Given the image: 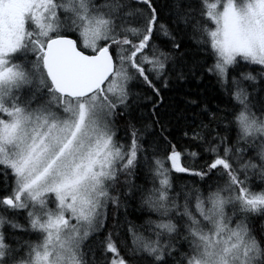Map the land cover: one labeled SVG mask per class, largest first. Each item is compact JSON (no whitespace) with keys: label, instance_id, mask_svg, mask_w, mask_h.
<instances>
[{"label":"snow or ice","instance_id":"1","mask_svg":"<svg viewBox=\"0 0 264 264\" xmlns=\"http://www.w3.org/2000/svg\"><path fill=\"white\" fill-rule=\"evenodd\" d=\"M0 183V264H264V0H0Z\"/></svg>","mask_w":264,"mask_h":264},{"label":"trees","instance_id":"2","mask_svg":"<svg viewBox=\"0 0 264 264\" xmlns=\"http://www.w3.org/2000/svg\"><path fill=\"white\" fill-rule=\"evenodd\" d=\"M162 2H163V0H162ZM161 39H163V38H161ZM185 40H186V43H187L188 48L190 50V53L192 55H195V49H194V46L192 45L191 41L187 40V38H185ZM157 42L159 43L160 41H157ZM255 67L256 66H250L249 69H245V70L246 71L252 70V68H255ZM256 70L258 71V68ZM253 74L255 75V72H253ZM133 91L134 92H136V91L142 92V90L138 89V88H134ZM176 91H180V92H197L198 91L210 109H215L218 105L220 107H223L222 101L225 99V97L219 91V89L215 85L214 81L205 80V81H201V82L197 83V81H195V80H190L186 84L182 85L179 89L164 90L163 95L166 97V100L180 101L179 96L175 95ZM180 104H182V101H180ZM146 105H147V107H146ZM148 107H150V104H148L147 101H144L142 99L136 101L135 103L132 104L131 116L128 117V119H133V122H135L144 113L147 112ZM117 128H118L117 137L121 140V142H125L127 140L125 119L118 120ZM178 134H179V127H177L173 131V135H178ZM146 139H147V137H146ZM145 147H147V144H145ZM190 150L197 151V149L195 147L191 148ZM149 151H151V149H149ZM183 163L192 164L193 162L189 158L188 160H184ZM203 163H204V161L202 159H199L195 162V165H196V167H199V166L203 165ZM172 177H173L174 187L177 189L181 188L182 186H184L186 184H191L193 179H195L197 185L204 186V182L200 181L198 177L193 178V177L189 176L188 174H181V173H174L173 172ZM122 179H123V177H122ZM130 180L132 183H134L135 185H137L141 188H151L152 187L151 175L147 169H144L143 171L138 170L137 174L135 176L130 177ZM258 184H259L258 179L254 178L253 179V189H252L253 191H259L260 190L259 187H256V185H258ZM3 194H4V185L2 183H0V195H3ZM112 212H113V209L109 208V216L110 217L112 215ZM126 212H127L126 219L128 221L133 222L136 225H140V224L144 223V221L148 218V216L150 214L148 208L146 206L142 205L141 196L139 193H137L134 197L128 198L127 205H126ZM124 213H125V207H121V209H120L121 219H125ZM19 216L23 218V224L26 225V219H25L24 214L21 213V214H19ZM153 218H155V217L153 216ZM112 223H113V220L110 218L108 221V227H111ZM250 223H254L257 231H259L260 225L264 224V219H262L260 217H254L250 221Z\"/></svg>","mask_w":264,"mask_h":264},{"label":"rangeland","instance_id":"3","mask_svg":"<svg viewBox=\"0 0 264 264\" xmlns=\"http://www.w3.org/2000/svg\"><path fill=\"white\" fill-rule=\"evenodd\" d=\"M24 216H25V214H24ZM18 222L23 224V218L19 216L18 217ZM21 235H24V234H21ZM25 238H27V236H25Z\"/></svg>","mask_w":264,"mask_h":264}]
</instances>
